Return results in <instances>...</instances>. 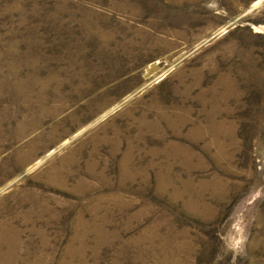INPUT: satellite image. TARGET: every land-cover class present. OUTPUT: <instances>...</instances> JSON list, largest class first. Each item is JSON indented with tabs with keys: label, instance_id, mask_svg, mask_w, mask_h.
I'll return each instance as SVG.
<instances>
[{
	"label": "rangeland",
	"instance_id": "374dc122",
	"mask_svg": "<svg viewBox=\"0 0 264 264\" xmlns=\"http://www.w3.org/2000/svg\"><path fill=\"white\" fill-rule=\"evenodd\" d=\"M0 264H264V0H0Z\"/></svg>",
	"mask_w": 264,
	"mask_h": 264
}]
</instances>
